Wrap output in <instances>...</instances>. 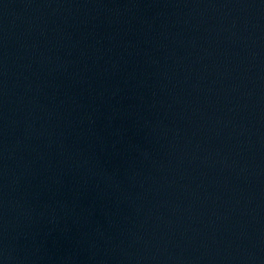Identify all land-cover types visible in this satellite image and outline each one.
Masks as SVG:
<instances>
[{
  "label": "water",
  "instance_id": "obj_1",
  "mask_svg": "<svg viewBox=\"0 0 264 264\" xmlns=\"http://www.w3.org/2000/svg\"><path fill=\"white\" fill-rule=\"evenodd\" d=\"M227 0H0V264H107Z\"/></svg>",
  "mask_w": 264,
  "mask_h": 264
}]
</instances>
